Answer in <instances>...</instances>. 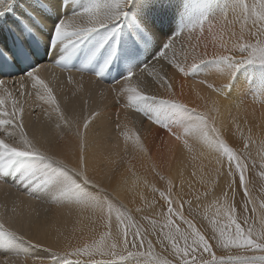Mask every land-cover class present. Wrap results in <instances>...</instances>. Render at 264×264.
I'll use <instances>...</instances> for the list:
<instances>
[{
    "label": "bare ground",
    "instance_id": "bare-ground-1",
    "mask_svg": "<svg viewBox=\"0 0 264 264\" xmlns=\"http://www.w3.org/2000/svg\"><path fill=\"white\" fill-rule=\"evenodd\" d=\"M0 2L5 3L6 0ZM34 2L38 3V0H22L17 5L23 6ZM95 2L96 0H68L65 5L64 0H54L51 7L34 8L37 20L40 22L39 30L48 32L50 26L60 17H71L88 7L90 4L87 6V3ZM211 3L213 6L210 8L208 5L210 6ZM235 3L236 0H131L126 9L127 15L119 22L118 30L113 36L100 41L98 45L91 38L95 36L105 38L111 29L101 31L80 42L83 44L78 45L76 50L62 53V55H72L81 50L87 51L77 56L85 60L83 64L81 63V67L86 68L85 74L65 73L52 67L45 72L47 80L48 77L54 78V82L48 81L51 82L54 95L60 100L59 103L65 114L79 115L82 131L83 117L96 114L85 138L84 168L89 178L99 183L108 193L111 202L127 211L139 225L151 227L147 221L142 220L144 216L156 220L157 233L166 223L167 209L159 192H167L169 182L174 188L173 200L178 193H181L182 186L183 198L191 199L192 208L195 207L206 216L216 215L218 209L223 216L222 189L226 190V184L223 178L218 179L210 194L201 197L200 207L197 208L195 197L190 195L189 184L192 186L191 191L195 192L207 191L208 188L198 183L197 178L192 174L195 172L197 177L203 174L208 178V174L211 173L212 177H215V169L218 167L215 162L216 154L198 134L188 137L190 148H185L182 141L169 136L167 131L148 120V117L158 116L162 123L172 124L175 121L172 113L158 114L152 111L151 107H145L141 113H137L134 109L124 106L127 103L126 95L117 96L121 89L118 81L130 71H135L147 63H152L158 73L167 75L175 94L171 99L187 105L190 109L195 108L198 113L208 115L210 124L214 118L215 127L220 130L221 138L230 147L240 151V148L243 149L245 139L248 140L251 159L256 161L257 169V172L249 174L255 177L253 183L249 185L251 198L255 204H248V211L245 213L246 201L243 192L239 190L237 193L242 198L237 194L233 199L229 192L228 203L235 206L236 212L238 211L237 218L241 222L249 217L255 225L256 233L264 230V210L259 208L264 197V181L259 179V164H257L260 157L264 156V65H243L235 73L225 97H216L206 84L219 88L229 83L228 78L216 71V66L211 64H202L191 70L190 65L193 63L191 55L185 61L183 53H179L182 45L188 52H191L192 45H198L197 51L200 56L203 57L207 53V59H212L214 55L230 54L225 52L221 45L231 47L239 37L242 13L239 10L233 11ZM249 3L251 7L255 1L250 0ZM200 25H203L202 31ZM178 32L183 34L177 38L175 49L178 52L177 58L189 70L187 76L172 69L166 61L162 62L166 65V73L161 72V63L152 60L159 52L162 43ZM233 32L236 33L235 38L232 37ZM148 50L151 54L145 56V51ZM169 55L171 56V51ZM196 62L198 63L199 60ZM108 66H110L109 72L115 77L108 83L97 81L95 75L101 74ZM69 75L72 76V84L68 83ZM81 82L82 91L79 90ZM143 91L145 94L169 98L165 88L157 84L153 77H145ZM210 98L219 100L216 106L218 110H211L214 106L211 105ZM30 111L31 109H28L24 115L26 132L30 139L42 150L47 148L49 151L46 154L63 159L71 167H78L79 142L74 134L75 126L72 132H69L63 124L57 129L54 123L46 119L43 108H36L32 115H29ZM117 113L122 129L123 126H127L126 130L129 133L127 144L123 136L117 137L115 134ZM186 119L190 120L194 117L187 114ZM132 132L138 135L139 145L135 144L136 136H133ZM140 147L146 150V155L139 150ZM16 167L22 168L20 174L15 170ZM33 167H37L35 163L23 162L13 165L8 170L3 178L4 182H0V216L5 219L8 216H15L20 230L27 237L34 241L38 240L54 250H62L65 245L71 250L83 247L85 242L98 241L101 233L107 231L101 222L99 209L92 210L69 204L71 199L93 190L83 185L72 193L57 196L59 203L54 202L44 189L20 182V175L25 179V174ZM226 167L225 163V169ZM161 177L164 179L161 180ZM16 182L20 189L11 190L10 187ZM153 189L156 191L154 192ZM141 196L144 200H141ZM253 206L256 208L255 214L252 212ZM137 207L143 211L136 212ZM184 207L185 218L193 220L197 227V222L188 213V205ZM103 215H107L106 207ZM112 224L115 232V213ZM129 239L131 240V237ZM147 239L153 241L157 257V252L169 255L168 251L156 243V235L148 236L146 242ZM167 244L165 242V245ZM6 247L7 255L21 256L17 264H23L24 257H28V264H31L33 257L47 258L48 255L42 249H30L22 242L15 244L11 249L7 245ZM71 259L79 260L80 264L85 262L93 264V260L96 262L112 260L110 256L100 255L93 258L84 256L71 257ZM134 259L136 258L129 259L127 264H133ZM144 264L148 262L144 261Z\"/></svg>",
    "mask_w": 264,
    "mask_h": 264
},
{
    "label": "snow or ice",
    "instance_id": "snow-or-ice-1",
    "mask_svg": "<svg viewBox=\"0 0 264 264\" xmlns=\"http://www.w3.org/2000/svg\"><path fill=\"white\" fill-rule=\"evenodd\" d=\"M67 3L68 0H64V4L67 5ZM130 3L131 0H96L95 3L71 17H60L54 25L50 26L48 32L39 31L34 26L33 22L37 21L38 17L32 9L51 7L54 0H38V3H26L23 7L17 5V0H6L5 3L0 4V17H4L6 12L12 10L13 6H19L20 10L13 12V19L16 20L22 36L26 38V42H21L15 47L0 45V182H4L3 178L7 175L8 170L17 163L41 162L42 167H33L25 174L26 183L44 189L45 193L50 194V198L57 203H59L56 199L57 196L72 193L83 185L88 186L93 191L71 199L69 204L92 210L99 209L101 222L107 229L101 233L98 241L85 242L83 247L69 250V246L65 245L62 250H54L38 240L34 241L27 237L20 230L15 216H8L7 219L0 216V244L7 245L11 249L15 244L22 242L30 249H42L48 254L47 258L33 257L31 264H80L79 260L73 261L71 257L93 258L96 255L110 256L112 260L99 262L93 260V264H117V262L127 264L131 258H136L133 260V264H144L142 258L145 255L148 257V264H225V261L218 259L213 252V247L220 246L226 250L235 248L253 253L251 257L240 255L229 258L228 264H264V230L259 233H256L253 228L245 230L237 222L235 206L228 203L229 192L234 199L239 190L243 192V198L246 201L245 213L248 211V204H255L249 191V185L253 183L255 177L249 174L257 172V169L256 161L251 159V153L247 152L248 140L245 139L243 150L237 151L230 147L221 138L220 130L215 127L214 118L210 124L208 115L198 113L195 108L190 109L187 105L171 99L175 94L167 75L158 73L152 63L144 64L135 71H130L118 81L121 84V89L117 96L126 95L127 103L124 106L134 109L137 113H141L145 107H151L152 111L158 114L172 113L175 117L172 124L162 123L158 116L156 118L148 117V120L167 131L169 136L182 141L185 148H190L188 137L198 134L216 154L215 162L218 167L215 169V177H212L211 173L208 174V178H205L203 174L199 177L195 172L192 174L197 178V182L206 185L208 190L191 191V184H189V189L190 195L195 197L196 206L199 208L201 197H207L218 179L223 178L226 190L222 189L224 201L221 209L227 222L221 226V210L218 209L215 217L209 221L211 235L202 233L193 220L185 218L184 206L186 204L189 215L193 213L192 200L183 198L182 186L181 193H178L176 199L173 200L174 188L169 182L167 192H159L167 209L166 223L157 233L156 220H150L144 216L142 220L147 221L151 227L137 224L127 211L116 207L111 202L108 193L99 183L87 175L84 168L85 138L96 114L93 113L91 117L87 115L83 117V131L79 115L68 116L65 114L54 95L51 82L45 77V72L51 65L40 63L41 48H43L44 54L56 55L60 51L70 53L89 36L111 29L105 37L107 40L118 30L119 22L126 17V9ZM236 10L242 13L241 30L237 42L231 47L225 44L221 45L224 51L230 54L214 55L212 59H207V53L203 57L200 56L197 51L198 45H192L191 52H188L183 45L179 49V53H183L185 61L191 55L193 59V63L190 65L191 70L202 64H211L216 66V71L223 73L228 78L229 83L219 88L212 84H206V87L211 89L216 97H225L230 82L240 67L254 63L264 65V0H256L251 6V10L246 0H236L233 11ZM249 20H251V27L248 29L247 35L252 40L246 43L244 41L245 28ZM200 28L202 31L203 25H200ZM182 34L183 32H178L163 42L159 52L153 57L154 62L161 63V72L166 73V65L162 63L166 61L172 69L187 76L189 70L177 58L178 52L175 49L176 40ZM232 37H236L235 32L232 33ZM169 51H171V56ZM237 53H239V58H237ZM197 60H199L198 63ZM55 65L59 67L58 63ZM99 75L97 73L95 76L98 78ZM146 76L153 77L157 84L164 87L169 98L164 99L156 95L145 94L143 85ZM134 77L135 79H133ZM68 83H73L71 75L68 76ZM199 83L204 84L205 81H199ZM79 90H83L82 82ZM26 97L27 99H25ZM210 103L214 106L212 111L218 110L216 107L219 104L218 99L210 98ZM9 105H11V110H9ZM36 108H43L46 119L54 123L57 129H60L63 124L69 132H72L73 126H75L74 134L79 142L78 167H71L63 159L46 154L49 151L47 148L42 150L30 139L26 132L24 115L28 109H31L29 115L34 114ZM187 114H191L194 119L187 120ZM126 129V125L122 129L119 113H117L115 134L117 137L123 136L127 144L129 133ZM132 135L136 136L135 144L139 145L138 135L135 132H132ZM139 150L145 155L147 154L143 147H140ZM225 163L227 164L226 169ZM258 176L261 181H264V156L260 157ZM163 179L161 177V180ZM181 185H183V181H181ZM153 191L155 192L156 189ZM141 200H144L143 196H141ZM148 206L151 207V205ZM105 207L107 209L106 216L103 215ZM259 208L264 210V197L261 199ZM142 211L143 209L136 208V212ZM252 212L255 214V206H253ZM113 213H115V232H113L112 224ZM177 218L186 225L184 230L174 226V220ZM205 218L207 219V217ZM151 235L157 236L156 243L168 251L172 258L155 255L153 241L147 239L146 242V238ZM165 241L168 242L167 245H165ZM181 241H183L182 244ZM145 247L147 252L144 251ZM132 249H136V251ZM20 257V255L4 256L0 258V264H17ZM23 264H28V257H24Z\"/></svg>",
    "mask_w": 264,
    "mask_h": 264
},
{
    "label": "rangeland",
    "instance_id": "rangeland-1",
    "mask_svg": "<svg viewBox=\"0 0 264 264\" xmlns=\"http://www.w3.org/2000/svg\"><path fill=\"white\" fill-rule=\"evenodd\" d=\"M249 1L250 0H246L247 3H249ZM253 1L256 2V0H253ZM248 5H249V9L251 10L250 3ZM212 6H213L212 3H211L210 6L208 5V7H210V8ZM250 27H251V20H249L248 25H247V28L245 30V35L246 36L244 38H245V42L246 43L252 40V38L247 35V31H248V29ZM237 58H239V53H237ZM254 64H259V63H254ZM250 148L251 147L248 148L247 152H249V149ZM240 150H243V149L240 148ZM247 152H246V154H247ZM259 163H260V161L257 162V164H259ZM238 196L242 198L241 195L238 194ZM235 198H236V196H235ZM190 216H192L195 219V222H197V225H198L197 228L202 233L208 234L209 236L211 235V225H210L209 221H210V219H212V218L215 217V214H213L211 216H208V215L206 216L204 214H201V212H199V210H197V209H195V207H193V213ZM237 216H238V211L236 212V218H237ZM205 217H207V220H206ZM132 220L134 222H136L137 224H139L135 219L132 218ZM203 220H205L206 222L205 221L203 222ZM220 220H221V226L224 223L227 222L226 221V217H224V216H220ZM250 220H252V219L250 218ZM250 220H249V217H248V219H246V222L245 221L244 222H241V220L237 218V222L240 223L241 226L245 230H247L248 228H251L252 227L255 230V232H257L254 223L251 222ZM176 222H178V223H176ZM174 226L181 227L182 230H184L186 228V225H184L183 222L180 221L178 218H177V220L176 219L174 220ZM165 242H167V241H165ZM212 242L214 243V241H212ZM180 243L182 244L183 241H181ZM133 251H136V250H133ZM144 251L147 252L146 247H145ZM213 252L215 253V255L217 256L218 259H223L225 261V264H228L229 258H235V257L240 256V255H243V256H246V257H251L253 255V253L250 252V251L249 252H244L242 249H235V248L230 249V250H226L222 246H220V247H213ZM125 255H127V254H125ZM157 255H158V257L164 256V257H167V258H171L167 253L161 254L160 252H157ZM256 255H259V253H256ZM142 259L144 261H147L148 262L147 255H145V257L142 258Z\"/></svg>",
    "mask_w": 264,
    "mask_h": 264
}]
</instances>
